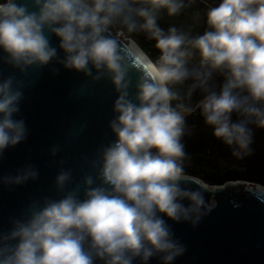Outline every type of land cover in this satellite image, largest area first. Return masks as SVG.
<instances>
[{
    "label": "clouds",
    "instance_id": "9594fccd",
    "mask_svg": "<svg viewBox=\"0 0 264 264\" xmlns=\"http://www.w3.org/2000/svg\"><path fill=\"white\" fill-rule=\"evenodd\" d=\"M31 3L36 10L17 0L0 3L5 61L21 73L47 66L58 59L48 34L55 35L65 54L59 60L65 69L93 80L111 78L119 93L114 102L118 115L109 123L116 140L103 147L94 162L99 167L96 178H84L83 200L78 189L59 200L45 198L42 205L30 206L26 219L14 221L10 232L0 233V264H94L96 259L133 264L137 258L147 264L156 256L162 264H172L186 248L167 220L196 227L217 206L215 199L206 201L201 190L181 187V181H189L184 165L190 156L182 142L189 131L186 117L199 109L213 135L233 147L237 159L251 154L250 125L264 128V0H220L207 9V28L196 36L176 27L165 31L157 24L161 10L175 16L186 6L184 0ZM117 22L123 26L118 37L125 29L129 34L143 32L160 53L153 61L136 46L147 62L136 85L138 103L129 98L127 74L133 65L141 69L129 62L118 39L106 35ZM197 54L199 61L192 64ZM214 73L224 77L219 91L209 85ZM189 80L182 96L176 86ZM197 89L204 95L193 108L184 101ZM22 99L19 82L11 76L0 79V154L27 138L25 121L14 118ZM234 113L240 117L236 121ZM57 151L53 147L52 155ZM38 174L28 166L6 179L20 184ZM70 180V171H60L57 189L63 190Z\"/></svg>",
    "mask_w": 264,
    "mask_h": 264
},
{
    "label": "water",
    "instance_id": "95a60500",
    "mask_svg": "<svg viewBox=\"0 0 264 264\" xmlns=\"http://www.w3.org/2000/svg\"><path fill=\"white\" fill-rule=\"evenodd\" d=\"M17 2L36 10L31 0ZM117 32L111 27L106 35L118 39L129 62L133 60L141 69L133 65L127 74L129 98L138 103L136 85L142 70L147 71V62L139 54L138 45L124 35L118 37ZM48 35L51 46L57 48L58 59L44 67H29L24 73L8 64L0 49V79L11 76L19 82L23 99L14 118L23 119L28 129L24 141L0 154V233L10 232L14 221L26 219L30 206L42 205L45 198L59 200L78 189V198L83 200L84 178H96L99 167H94V162L100 160L101 149L116 140L109 123L118 115L114 102L119 93L111 78L105 75L93 80L83 72L65 69L59 62L65 55L58 47L59 39ZM53 147L59 149L55 155ZM28 166L38 171L36 179L20 184L7 182L6 178L16 177ZM62 170L71 172V180L59 190L55 179ZM187 176L189 181H181V187L201 190L205 200L215 199L217 206L196 227L164 217L186 248L172 264H264V186L246 180L209 184L195 175ZM99 183L97 180L93 186ZM94 264L104 262L96 259ZM133 264L142 262L137 258ZM147 264H162V260L156 256Z\"/></svg>",
    "mask_w": 264,
    "mask_h": 264
},
{
    "label": "trees",
    "instance_id": "16d2710c",
    "mask_svg": "<svg viewBox=\"0 0 264 264\" xmlns=\"http://www.w3.org/2000/svg\"><path fill=\"white\" fill-rule=\"evenodd\" d=\"M186 0H184L185 3ZM189 1V0H188ZM210 0H191L183 8L188 13H195L203 4L209 5ZM212 1V0H211ZM5 0H0V3ZM210 6V5H209ZM197 7V9H195ZM211 7V6H210ZM202 10V9H200ZM141 19V23H142ZM158 26L167 31L172 24L166 23L162 17L157 15ZM117 25L123 27L119 22ZM136 41L139 47L155 61L159 56V50L155 48V41L148 39L147 34H137ZM193 64V63H192ZM191 66V64H190ZM220 78V75L217 77ZM221 80V81H220ZM221 82V83H219ZM189 80L183 86H176V90L185 95L187 86L191 84ZM223 79H219L216 91H219ZM209 85L214 87L209 81ZM204 93L197 89L191 100L184 102L191 106L198 100L203 98ZM174 104L177 102H173ZM240 117L233 114V121ZM187 129L189 130L182 139L185 145V151L190 156L189 160L185 161V172L190 175H195L209 184H222L226 181L246 180L259 183L264 186V128H257L255 125H250L253 128L254 136L251 144V154L244 156L242 159H237L232 155L233 147L224 144L220 139L213 135V129L208 126L200 114V110L196 109L191 115L186 117Z\"/></svg>",
    "mask_w": 264,
    "mask_h": 264
},
{
    "label": "rangeland",
    "instance_id": "374dc122",
    "mask_svg": "<svg viewBox=\"0 0 264 264\" xmlns=\"http://www.w3.org/2000/svg\"><path fill=\"white\" fill-rule=\"evenodd\" d=\"M195 1V0H194ZM199 1V0H197ZM202 1V0H200ZM188 0L185 1V4H188ZM220 2V0H210L208 3L210 6H215ZM207 6V4H203L201 8L196 10L195 13H188L185 10H181L177 15L175 16H169L167 13V10H161L157 15L162 17L166 23L172 24L174 27H176L179 30L188 32L191 36H196L199 34H203V32L206 30V11L210 6ZM197 9V7H195ZM202 9V10H200ZM137 20L141 23V19L137 18ZM112 28L115 29V31H119L122 29V27L118 26L117 23L112 26ZM143 33V32H135V33H127L126 29L124 30V37L128 38L130 41H134V43H137L136 38L137 34ZM139 46V45H138ZM199 61L198 54L193 58L192 63L197 64ZM220 75L219 79H223V75L219 73H214L213 79L210 81L212 85H214V89L217 90V87L215 85L218 84L219 79L217 78ZM221 81V80H220ZM221 83V82H219Z\"/></svg>",
    "mask_w": 264,
    "mask_h": 264
},
{
    "label": "bare ground",
    "instance_id": "6f19581e",
    "mask_svg": "<svg viewBox=\"0 0 264 264\" xmlns=\"http://www.w3.org/2000/svg\"><path fill=\"white\" fill-rule=\"evenodd\" d=\"M114 31H115V29L114 28H112ZM137 48V47H136Z\"/></svg>",
    "mask_w": 264,
    "mask_h": 264
}]
</instances>
